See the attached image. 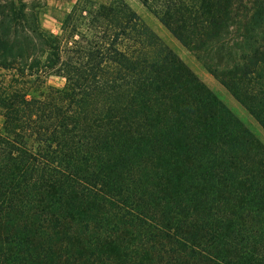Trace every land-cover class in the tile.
Returning a JSON list of instances; mask_svg holds the SVG:
<instances>
[{"label": "trees", "instance_id": "obj_1", "mask_svg": "<svg viewBox=\"0 0 264 264\" xmlns=\"http://www.w3.org/2000/svg\"><path fill=\"white\" fill-rule=\"evenodd\" d=\"M138 1L191 52L231 20ZM60 25L0 38V264H264V144L125 0ZM252 27L212 75L264 129V2Z\"/></svg>", "mask_w": 264, "mask_h": 264}, {"label": "rangeland", "instance_id": "obj_2", "mask_svg": "<svg viewBox=\"0 0 264 264\" xmlns=\"http://www.w3.org/2000/svg\"><path fill=\"white\" fill-rule=\"evenodd\" d=\"M125 1L264 144V129L212 75L214 69L222 70L230 66L254 42L252 17L264 0H231V20L223 35L219 41L198 52L185 48L138 0ZM75 2L76 0H0V38L25 41L32 36L36 27L59 35L60 20ZM48 84L62 87L64 81L51 77ZM1 124L2 119L0 126Z\"/></svg>", "mask_w": 264, "mask_h": 264}]
</instances>
